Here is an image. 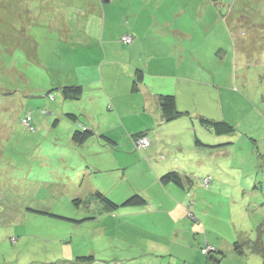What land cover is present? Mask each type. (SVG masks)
Returning <instances> with one entry per match:
<instances>
[{"label": "rangeland", "instance_id": "obj_1", "mask_svg": "<svg viewBox=\"0 0 264 264\" xmlns=\"http://www.w3.org/2000/svg\"><path fill=\"white\" fill-rule=\"evenodd\" d=\"M127 35L129 44L122 40ZM133 40L168 42L172 62L187 64L189 77L198 75L197 106L209 114L210 102L211 119L236 127L234 145L206 162L179 197L172 188L149 186L152 213L137 221L148 219L150 231L128 221L132 206L107 212L91 199L89 177L113 201L130 196L121 184L103 182L106 171L90 168V176L81 166L88 160L82 149L91 145L69 144L78 122L65 116L79 100L64 99L58 89L77 84L110 41L121 56L130 55ZM263 73L264 0H0V264H70L88 254L94 264H264L248 246L243 253L233 246L237 236L255 234L264 243ZM105 97L104 115L116 114ZM127 129L142 127L125 119L112 131L124 140ZM121 151H128L124 143L116 154L132 165L123 176L130 186L139 179L130 174L137 162ZM78 192L87 197L83 204L74 201ZM92 203L97 220H70L85 217ZM160 236L169 245L163 251L152 241Z\"/></svg>", "mask_w": 264, "mask_h": 264}, {"label": "crops", "instance_id": "obj_2", "mask_svg": "<svg viewBox=\"0 0 264 264\" xmlns=\"http://www.w3.org/2000/svg\"><path fill=\"white\" fill-rule=\"evenodd\" d=\"M110 43L112 44L108 49L105 48V55L100 58V61H97V64H93L91 68L85 67L82 77L77 83L84 86L85 90L82 97H86L87 103L81 97V100L79 99V102L75 104L76 109L73 112L79 115L81 124L97 132V135L86 142L87 144L84 143V145L91 146L82 149L84 153L82 158L88 160L86 159L87 161H82L80 164L82 167L86 166L85 168H88L87 173L90 176L93 175L90 168L96 172L104 173L106 171L109 177L102 181L107 182V184L111 181H113V184H121L127 190L128 196L133 195L136 191L146 197L147 203L145 205L131 207L130 211L134 216L128 221L134 222L135 227L138 224L143 231L145 229L150 231L151 225L145 224L148 219L144 223H142V219H140L141 223L137 221L139 218H148L152 213L153 205L149 203L152 198L147 193L149 186L160 185L166 189L172 188L176 191L175 197H179L182 188L174 184L164 186L160 182V177L168 171L177 170L185 176L197 179L198 174L202 173L203 167L207 165L206 162H213L216 156L227 153V150L234 145V134L218 135L200 124L199 116L213 118L209 114H213L215 107L213 108L210 102L206 103L205 110L210 112L207 114L205 113L207 111H204L201 106H197L196 100L198 96H202V92L195 85V83L200 82L198 81V75L189 77V66L187 64L182 66V63H178L177 59L172 62L171 52H167L168 42L154 41L145 44L139 40H133L131 46H129L128 52L130 55L121 54V56L116 55L115 43L112 41ZM159 50L163 51L162 55H159ZM189 65L192 67L190 63ZM137 71L143 72L141 79L135 78ZM246 77L244 75L243 78ZM260 78L264 84V73L260 75ZM134 84H136L135 89H133ZM160 94H173L176 96L177 108L181 113L174 119L167 121L164 118L159 105ZM104 96L115 103V106L113 103H109L107 108L117 109L116 114L104 115L103 111L105 110L100 105L103 100L106 101ZM127 97L130 100L125 101ZM226 118L228 117L226 116ZM125 119L140 122L142 130L132 132V130L127 129L129 134L125 135L126 139L123 140V136L119 137L112 129L115 127L123 128ZM77 127H79L78 124L69 132V144L72 133ZM137 127L138 124L134 123L133 128ZM139 132H144L151 141L150 145L141 151L137 149L134 143V139ZM99 134H106L113 141L104 143L99 140ZM197 137L201 139L202 144H197ZM94 138L98 139L99 142H92ZM121 143H124L128 150L121 152L134 156L135 162H137L134 163L136 164L134 166L135 171L130 172V174L138 175L139 179L130 186L123 183V176L126 174L125 169H129L132 165L128 159L116 154ZM73 145L75 146V144ZM98 147L106 148L99 150ZM117 165L120 166V169L116 168ZM209 172V170L206 171L203 176H206ZM148 174L151 176L150 182H146V179L149 178ZM139 181L143 183L139 184ZM87 183L91 192L90 196L97 191L103 192L99 188L100 186L93 185L97 182L91 177H89ZM92 189H96V191L92 192ZM103 193L107 194L106 192ZM76 196L87 199L83 192H78ZM125 198L120 201H118L119 199L115 200L121 204L120 202H124ZM92 200L95 202L93 198ZM92 205L98 212V204L92 203ZM106 210L109 212L108 209ZM126 215L124 214L122 217ZM152 241L157 242L155 244L157 251H163L166 246H169L163 241V236L153 237ZM218 250L220 252L222 249Z\"/></svg>", "mask_w": 264, "mask_h": 264}, {"label": "trees", "instance_id": "obj_3", "mask_svg": "<svg viewBox=\"0 0 264 264\" xmlns=\"http://www.w3.org/2000/svg\"><path fill=\"white\" fill-rule=\"evenodd\" d=\"M105 1V0H104ZM110 1V0H107ZM127 36H123L122 40L124 43H130L125 40ZM131 38V37H130ZM143 77V72L142 71H137L136 72V77L137 79H141ZM136 83V79H135ZM136 88V84H134L133 89ZM59 91L62 93L64 99H71V100H79L82 97V94L84 93V86L81 84H74V85H63L58 88ZM159 105L162 110L164 118L169 121L174 119L181 113L178 108H177V102H176V96L173 94H160L159 95ZM31 115V114H30ZM65 116H68L71 118L74 122H78L79 127L75 129V131L72 133V138L71 141H73L77 145H83L86 143L89 139H91L93 136L97 135V132L94 131L93 129H90L86 127L85 125L81 124L79 122L80 117L78 114L71 112V113H66ZM25 119V118H24ZM23 119V122H24ZM199 122L200 124L207 128L209 131L218 134V135H233L236 132V127L229 121L227 120H215L208 118L206 116H199ZM30 130H33V125H31ZM138 136L134 139V143L137 146V149L141 151L143 148L146 147H141L138 145V140L142 137H147L150 141V138L144 134V132H139L137 134ZM100 137L103 138L104 141H110L112 142L110 137H108L106 134H99ZM151 142V141H150ZM197 144H202L200 138H196ZM253 181H255L253 183ZM160 182L164 185H170L174 184L178 186L179 188L186 189L189 188L190 186H193L195 184V180H193L189 176L183 175L181 172L177 170H171L166 173H164L160 177ZM250 182H252L253 188L258 189L260 186L258 185L257 181L254 179V174L252 175V178H250ZM206 187L209 186L211 183V178H205L203 182ZM252 188V187H251ZM95 197L93 199H96L100 202H102L105 206L106 209L109 211H115L118 210L120 207H126V206H142L147 203L146 197L141 195L140 193H134V195H131L128 197L122 204L117 203L116 201H113L109 196L101 191L95 192ZM91 198V199H92ZM87 199L85 198H78L76 197L74 201L76 203L80 204ZM92 210H87L86 216L83 218H78V219H70L73 222H75L77 225H80L82 223L88 222V221H95L98 215H95L97 211H95V207L92 205H89ZM52 215H57V214H52ZM58 217H61L58 215ZM64 218V217H61ZM67 219V218H64ZM260 231L262 232L261 228ZM238 238L233 242L234 249L239 252L243 253L245 250L243 248H247V246L250 248L251 253L259 254L261 257L264 258V243L262 242L261 235H256L254 238L249 237L247 240H242L239 236ZM205 246H211V244H207ZM203 253L206 254L205 248H203ZM207 255V254H206ZM208 257L213 258L210 254L207 255ZM96 258L94 254H88V255H80L77 256L73 261H69L70 264H94L96 262Z\"/></svg>", "mask_w": 264, "mask_h": 264}, {"label": "built area", "instance_id": "obj_4", "mask_svg": "<svg viewBox=\"0 0 264 264\" xmlns=\"http://www.w3.org/2000/svg\"><path fill=\"white\" fill-rule=\"evenodd\" d=\"M126 41L130 42L131 41V38L130 37H126L125 38ZM150 143L149 139L145 136V137H142L138 140V145L141 146V147H146L148 146Z\"/></svg>", "mask_w": 264, "mask_h": 264}]
</instances>
